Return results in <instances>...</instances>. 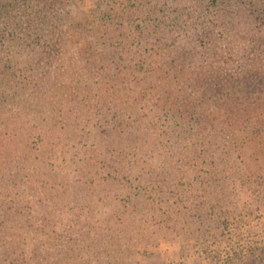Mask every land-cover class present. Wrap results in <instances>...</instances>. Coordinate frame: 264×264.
Instances as JSON below:
<instances>
[{
    "label": "trees",
    "instance_id": "1",
    "mask_svg": "<svg viewBox=\"0 0 264 264\" xmlns=\"http://www.w3.org/2000/svg\"><path fill=\"white\" fill-rule=\"evenodd\" d=\"M254 20L264 21V0H0V61L16 67L0 79V264H103L141 241L120 239L117 190L103 189L99 199L79 182L89 146L129 154L138 145L133 160L152 157L149 167L165 150L192 147L199 166L232 171L227 183L236 182L218 192L252 190L264 174L254 149L264 108H250L264 95L263 83L253 85L264 82V36L235 27L248 31ZM212 25L221 28L217 38ZM248 52L258 67L223 70L226 55ZM102 83L105 91L125 87L129 116L93 92ZM101 115L113 131L90 145L100 139L90 119ZM37 138L46 141L38 150ZM160 138L166 145L155 147ZM125 190L143 217L168 211L158 187Z\"/></svg>",
    "mask_w": 264,
    "mask_h": 264
},
{
    "label": "rangeland",
    "instance_id": "2",
    "mask_svg": "<svg viewBox=\"0 0 264 264\" xmlns=\"http://www.w3.org/2000/svg\"><path fill=\"white\" fill-rule=\"evenodd\" d=\"M71 2L72 0H66L67 5H70ZM141 9L145 13L146 8ZM248 24L251 25L248 31L242 24L236 25L235 29L241 33L248 32L252 36H256V33L260 32V36H264L263 20H254ZM210 28L213 31V37L217 38L221 30L220 26L212 25ZM103 41L104 39L98 40L100 43ZM58 43L59 40L53 41L52 47ZM253 56L255 55L250 52L245 56L226 55L223 59L224 63H222L223 70L226 69L228 71L226 73L229 75H237L245 70L244 67L246 69L247 67H258L257 63H251L254 60ZM261 58L264 59V56ZM64 63L68 64V61L61 62L62 65ZM38 64L40 65L41 62ZM75 64L76 67H81L77 61ZM258 68L264 69V65ZM15 70L13 62L1 59L0 79L7 78ZM82 71L85 73L84 70ZM262 73L264 70L260 72V74ZM122 77L117 76L119 79ZM94 78L99 80L100 75ZM262 78L264 79V77ZM257 80L253 84L256 85V88L259 84H264L259 81V78ZM242 86H245L244 83ZM124 88L120 85L105 91V86L102 83L96 86L93 92H98L97 96H109L107 104H111L114 108L127 109L124 113L129 116L130 108L126 106L128 105V95ZM257 98L259 104H253L250 108L254 109L255 106L264 108V95L257 96ZM52 112L48 115H52ZM248 112L252 113L253 110ZM55 114L58 117V113L55 112ZM133 117L136 118V115ZM84 119L86 117H82L83 121ZM219 119L221 120V118ZM90 120L91 127L95 126L97 129L94 135L100 139L86 142L90 145L100 144L103 141L101 139L104 137L103 132L111 133L113 130L106 129V119L103 115ZM118 121L122 122L120 127H124L126 122H129L127 118H122V113L119 114ZM262 124L264 127V123ZM258 126L255 125L256 128H259ZM114 131L117 132V128ZM54 133L49 132L48 136L55 138ZM257 135L259 136L254 141V149H256L257 156L260 155L264 158V132ZM115 139L125 141L121 134H118ZM159 140L155 147L166 145V142L161 138ZM44 142L46 141L37 138L35 148L37 150L43 148L46 145ZM104 146L111 148V144L108 142ZM132 147L133 150L126 154L117 153L115 150L99 151L96 149V145L92 148L89 146L85 150H89L87 153L90 154L91 159L83 160L80 163L82 170L87 172L78 176L79 182L93 188L94 195L98 192L99 199H101L100 195H103L101 193L103 189L106 191L108 189L117 190L120 193V198L116 201L118 205H114L115 209H120L122 215V221L118 222V225L124 234L120 239L127 238L129 240L130 238L132 244V239H141L130 251L125 250L114 256H108L103 264H264V202L255 199L256 194L258 198H264V174L256 179L252 190L244 192L240 189L239 196L233 193L227 196L224 191L218 192L217 190L222 186L228 189V184L236 182L231 178L230 183H227L226 177L232 171H229L228 167L223 169L222 165H216L220 172L213 173L210 167L199 166L194 159L192 147L183 146V148L179 147L171 151L165 150L160 159L162 165L153 161L154 164L150 167L149 159L152 157L148 159L142 157L134 161V157H138L140 154L136 153L139 150L138 145ZM96 152L98 153L95 154ZM153 167H157L156 173L152 170ZM259 171L262 172L264 169ZM159 172L165 174L157 177ZM223 177L224 179H222ZM153 186L158 187L161 193L163 192L160 194L162 196L159 197V201L164 198L168 199L167 204L163 206L164 210H168L167 215L157 212L155 215L146 214L143 217V214L141 216L137 212L140 200L128 202L127 194H122L126 192L125 188L133 191ZM153 198L156 199V196ZM122 199H124L123 202L120 201ZM135 205L137 209H134ZM148 216L155 217L158 222H146L145 219H148ZM68 240L77 242L78 236ZM97 264H101V262Z\"/></svg>",
    "mask_w": 264,
    "mask_h": 264
}]
</instances>
